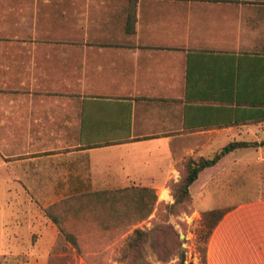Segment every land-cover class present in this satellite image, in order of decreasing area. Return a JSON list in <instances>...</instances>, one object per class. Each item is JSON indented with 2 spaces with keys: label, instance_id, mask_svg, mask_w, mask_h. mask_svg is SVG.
Listing matches in <instances>:
<instances>
[{
  "label": "crops",
  "instance_id": "0c3cea01",
  "mask_svg": "<svg viewBox=\"0 0 264 264\" xmlns=\"http://www.w3.org/2000/svg\"><path fill=\"white\" fill-rule=\"evenodd\" d=\"M229 143L189 188L221 210L205 264H264V197L224 194L264 185V0H0L7 220L14 191L160 189Z\"/></svg>",
  "mask_w": 264,
  "mask_h": 264
},
{
  "label": "rangeland",
  "instance_id": "374dc122",
  "mask_svg": "<svg viewBox=\"0 0 264 264\" xmlns=\"http://www.w3.org/2000/svg\"><path fill=\"white\" fill-rule=\"evenodd\" d=\"M5 161L0 160V167ZM177 181L168 180L160 189L136 187L155 192L156 203L144 219H139L140 213L131 210V204L128 203L126 209L119 205L109 207L107 198L92 195L93 191L75 192L70 196L54 191L43 198L33 191H14L11 219H6L10 210L0 207V222L10 223L9 230L0 228V264H122L119 257L125 238L134 229L150 230L163 222L171 225L179 238L183 236L179 240L185 255L184 264H204L208 230L221 210L214 209L215 213L209 215L208 210L214 208L209 203L211 199L206 202L209 206L200 207L192 195L189 202L175 204L171 185ZM263 186L224 194H234V200L264 197ZM47 208L57 225L46 215ZM18 221L24 226L31 225V230L27 233L16 230L12 223ZM66 235L77 241V249L65 239ZM146 257L150 263L160 264L149 251Z\"/></svg>",
  "mask_w": 264,
  "mask_h": 264
},
{
  "label": "trees",
  "instance_id": "16d2710c",
  "mask_svg": "<svg viewBox=\"0 0 264 264\" xmlns=\"http://www.w3.org/2000/svg\"><path fill=\"white\" fill-rule=\"evenodd\" d=\"M245 146L246 144L242 143H229L211 158L187 160L180 173L179 180L171 185L175 198V204L186 203L191 200L189 188L202 170L215 165L227 152L232 149ZM92 195L106 197V202L109 207L119 205L126 209L128 203L131 204V210H133V212L140 213L139 219L148 217L154 204L156 203L154 190L147 188L130 187L118 191L95 192L92 193ZM49 208L45 209V213L51 222L57 225V220L49 214ZM118 211L120 212V209H118ZM214 213L215 210L208 212L209 215H213ZM214 225L215 222L210 226L208 236L210 235ZM65 239L74 248H78L77 241L72 236L66 235ZM179 239V235L173 227L165 222L154 225L150 230L134 229L123 241L120 249L119 260L122 264H152L146 257V254L149 251L153 256L154 261L160 264H184L185 255L184 251L181 249L182 242Z\"/></svg>",
  "mask_w": 264,
  "mask_h": 264
},
{
  "label": "water",
  "instance_id": "95a60500",
  "mask_svg": "<svg viewBox=\"0 0 264 264\" xmlns=\"http://www.w3.org/2000/svg\"><path fill=\"white\" fill-rule=\"evenodd\" d=\"M183 238V236L182 235H180V239H182Z\"/></svg>",
  "mask_w": 264,
  "mask_h": 264
}]
</instances>
